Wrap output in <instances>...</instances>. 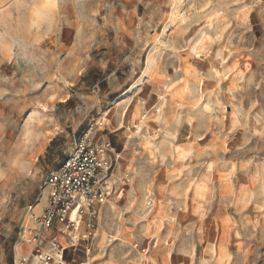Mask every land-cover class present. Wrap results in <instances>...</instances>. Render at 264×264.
Masks as SVG:
<instances>
[{
    "label": "rangeland",
    "instance_id": "1",
    "mask_svg": "<svg viewBox=\"0 0 264 264\" xmlns=\"http://www.w3.org/2000/svg\"><path fill=\"white\" fill-rule=\"evenodd\" d=\"M91 127L120 157L69 264H264V0H0V264Z\"/></svg>",
    "mask_w": 264,
    "mask_h": 264
},
{
    "label": "built area",
    "instance_id": "2",
    "mask_svg": "<svg viewBox=\"0 0 264 264\" xmlns=\"http://www.w3.org/2000/svg\"><path fill=\"white\" fill-rule=\"evenodd\" d=\"M92 130L75 140L59 168L47 177V203L42 211H32L20 233L28 255L15 264H69L67 252H77L82 244H86L87 254L92 252L91 243L102 207L112 196L110 179L120 157L110 141L99 143L91 136ZM135 249L145 256L149 253L148 247L139 244Z\"/></svg>",
    "mask_w": 264,
    "mask_h": 264
},
{
    "label": "bare ground",
    "instance_id": "3",
    "mask_svg": "<svg viewBox=\"0 0 264 264\" xmlns=\"http://www.w3.org/2000/svg\"><path fill=\"white\" fill-rule=\"evenodd\" d=\"M151 66H152V65H151V62H148L144 73H147V71H148L149 69H151ZM139 81H140V80H139ZM139 81H138V82H139ZM138 82H137V84H138ZM135 86H136V85H134V86H133L131 89H129L127 92H130ZM127 92H126V93H127ZM41 109H42L43 111H47V107H46V105H41ZM105 115H107V114H105ZM38 116H39V115H38ZM31 117H32L31 119H33V120L35 119V116H31ZM106 117H107V116H106ZM106 117L104 118L105 121H107V118H106ZM31 119H30V120H31ZM144 119H145V118H143V122H142V123L140 122V124H138V125H139V126H138V127H139V130L141 129L140 125H141V124L143 125L144 123H146V119H145V120H144ZM102 125H103V124H102ZM28 133H29V132H28ZM25 135H26V134H25ZM17 251H18V254H19L18 256H20V254L22 253V247H21L20 245L17 247Z\"/></svg>",
    "mask_w": 264,
    "mask_h": 264
},
{
    "label": "crops",
    "instance_id": "4",
    "mask_svg": "<svg viewBox=\"0 0 264 264\" xmlns=\"http://www.w3.org/2000/svg\"><path fill=\"white\" fill-rule=\"evenodd\" d=\"M46 198H47V197H46ZM46 202H47V199L45 200V204H46ZM45 204H44V207H45ZM44 207H41V208L43 209ZM42 209H41V210H42Z\"/></svg>",
    "mask_w": 264,
    "mask_h": 264
},
{
    "label": "trees",
    "instance_id": "5",
    "mask_svg": "<svg viewBox=\"0 0 264 264\" xmlns=\"http://www.w3.org/2000/svg\"><path fill=\"white\" fill-rule=\"evenodd\" d=\"M69 260V259H68Z\"/></svg>",
    "mask_w": 264,
    "mask_h": 264
}]
</instances>
